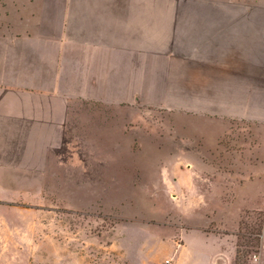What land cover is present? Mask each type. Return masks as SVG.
Instances as JSON below:
<instances>
[{
    "label": "crops",
    "instance_id": "1",
    "mask_svg": "<svg viewBox=\"0 0 264 264\" xmlns=\"http://www.w3.org/2000/svg\"><path fill=\"white\" fill-rule=\"evenodd\" d=\"M197 2L0 0V176L64 173L63 158H81L78 111L93 106L144 103L264 126V0ZM255 160L264 175V150ZM194 174L178 167L176 192L194 191ZM200 226L181 245L201 241L230 264L233 235Z\"/></svg>",
    "mask_w": 264,
    "mask_h": 264
},
{
    "label": "rangeland",
    "instance_id": "2",
    "mask_svg": "<svg viewBox=\"0 0 264 264\" xmlns=\"http://www.w3.org/2000/svg\"><path fill=\"white\" fill-rule=\"evenodd\" d=\"M75 132L81 158L64 173L0 176V264H216L211 246L181 245L207 217L205 232L233 235L230 264H264V126L143 103L79 110ZM178 167L195 171L194 191L176 192Z\"/></svg>",
    "mask_w": 264,
    "mask_h": 264
},
{
    "label": "trees",
    "instance_id": "3",
    "mask_svg": "<svg viewBox=\"0 0 264 264\" xmlns=\"http://www.w3.org/2000/svg\"><path fill=\"white\" fill-rule=\"evenodd\" d=\"M247 124H251L250 122H246ZM252 240L253 239H251L250 237H249V240L247 241L248 243H249V245H253L252 243ZM239 252V251H238ZM236 257H238V254H237V256Z\"/></svg>",
    "mask_w": 264,
    "mask_h": 264
},
{
    "label": "built area",
    "instance_id": "4",
    "mask_svg": "<svg viewBox=\"0 0 264 264\" xmlns=\"http://www.w3.org/2000/svg\"><path fill=\"white\" fill-rule=\"evenodd\" d=\"M260 237L264 241V231L262 232V234L260 235Z\"/></svg>",
    "mask_w": 264,
    "mask_h": 264
}]
</instances>
